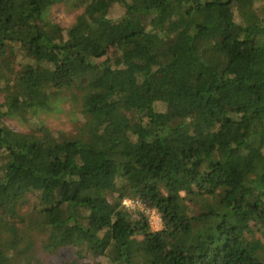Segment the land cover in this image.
Here are the masks:
<instances>
[{
    "label": "trees",
    "instance_id": "1",
    "mask_svg": "<svg viewBox=\"0 0 264 264\" xmlns=\"http://www.w3.org/2000/svg\"><path fill=\"white\" fill-rule=\"evenodd\" d=\"M0 92V264H264V0H0Z\"/></svg>",
    "mask_w": 264,
    "mask_h": 264
},
{
    "label": "rangeland",
    "instance_id": "2",
    "mask_svg": "<svg viewBox=\"0 0 264 264\" xmlns=\"http://www.w3.org/2000/svg\"><path fill=\"white\" fill-rule=\"evenodd\" d=\"M259 3L261 4V2ZM80 12L81 9L79 8L60 3L51 7L49 16L54 22L61 26L62 35H64L67 28L75 21ZM12 56L15 58L16 54L14 53ZM16 58H18V55ZM2 99L3 97L0 92V101ZM154 102L158 108L166 107L165 102L162 100L159 93L154 95ZM82 120L83 115L73 108L66 98H62L55 108L40 111L36 115L28 116L25 120L17 117H6L4 119L5 123L14 130L26 132L37 130L42 124L48 125L53 130L73 132L81 126ZM125 207L131 211L137 210L143 212L147 216L149 224L153 230H159L162 228V221L159 212L146 208L141 201H138L135 205L129 203V205H126ZM37 250L40 259L39 264H60L69 258H75L72 248L63 249L55 254L46 253L39 250V248H37ZM80 264H91V260L84 259Z\"/></svg>",
    "mask_w": 264,
    "mask_h": 264
},
{
    "label": "built area",
    "instance_id": "3",
    "mask_svg": "<svg viewBox=\"0 0 264 264\" xmlns=\"http://www.w3.org/2000/svg\"><path fill=\"white\" fill-rule=\"evenodd\" d=\"M129 203L135 205V203H136V204L138 203V200H129V199H124V200H123V204H124L125 206H126V205L128 206ZM160 218H161V216H160ZM161 221H162V220H161Z\"/></svg>",
    "mask_w": 264,
    "mask_h": 264
}]
</instances>
